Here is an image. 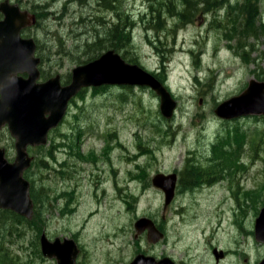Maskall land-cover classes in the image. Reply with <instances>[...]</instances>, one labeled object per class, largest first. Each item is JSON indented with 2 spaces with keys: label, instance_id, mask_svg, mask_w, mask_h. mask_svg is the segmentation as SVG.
<instances>
[{
  "label": "rangeland",
  "instance_id": "obj_1",
  "mask_svg": "<svg viewBox=\"0 0 264 264\" xmlns=\"http://www.w3.org/2000/svg\"><path fill=\"white\" fill-rule=\"evenodd\" d=\"M116 1L38 0L42 15H49L45 3L50 8V18L42 19L37 30L53 58L49 66L67 78L87 58L89 44L108 39V28L121 25L132 41L117 44L120 53L164 79L178 102L175 114L170 119L162 114L160 96L148 86L81 92L49 144L30 150L35 161L26 175L44 204L38 207L42 218L35 214L31 227L14 226L5 238L4 264H58L42 253L43 232L51 240H80L79 261L86 264H127L141 252L156 257L171 253L186 261L199 253L201 264H217L205 259L212 245L242 252L221 264H257L264 245L227 221L228 211L240 213L237 196L254 208L250 217L264 206V118L228 120L215 109L241 94L251 79H264V0H209L198 5L201 11L192 21H187L192 11L184 15L182 0ZM235 29L243 36L228 40ZM14 144L8 130L0 132V146L11 160ZM210 157L245 168L201 190L180 185L164 223L167 242L154 246L146 236L136 238L139 218L150 215L158 221L163 212L165 195L152 184L154 175L180 172L193 161L208 166ZM42 161L47 166L40 167ZM74 200L75 207L66 210ZM210 213L214 223L224 215L221 227L210 223ZM249 225L245 223L246 230ZM208 226L212 245L197 237Z\"/></svg>",
  "mask_w": 264,
  "mask_h": 264
},
{
  "label": "water",
  "instance_id": "obj_2",
  "mask_svg": "<svg viewBox=\"0 0 264 264\" xmlns=\"http://www.w3.org/2000/svg\"><path fill=\"white\" fill-rule=\"evenodd\" d=\"M3 24V26H5ZM39 71L35 65V78ZM47 83V84H46ZM39 84L34 91L27 94H4L3 102L7 106L0 126L9 124L10 131L17 138V155L13 162L5 156V149L0 148V208L10 209L29 219L34 214V202L30 193V181L24 172L32 164L28 145H45L48 133L64 117L69 100L83 87H98L111 84L141 85L152 88L161 99L160 108L166 118H171L177 108V100L166 85L152 73L138 64L127 62L119 52L108 50L98 58L77 65L72 70L70 84L62 86L60 76ZM42 88V89H41ZM49 88V89H48ZM46 91V92H45ZM49 93V94H48ZM42 97V98H41ZM49 113V116H46ZM215 113L224 119H233L251 114L264 115V80L251 79L248 87L238 95L220 103ZM154 186L163 190L165 204H170L175 197L177 174L159 172L152 180ZM138 232L148 230V239L158 242L162 233L152 219L142 217L137 220ZM257 239L264 241V208L256 224ZM44 256L56 258L58 264H77L79 248L72 238L59 237L51 240L46 232L40 237ZM152 264H162L154 257L138 255L130 264H144L143 259ZM260 264H264L262 261Z\"/></svg>",
  "mask_w": 264,
  "mask_h": 264
},
{
  "label": "flooded vegetation",
  "instance_id": "obj_3",
  "mask_svg": "<svg viewBox=\"0 0 264 264\" xmlns=\"http://www.w3.org/2000/svg\"><path fill=\"white\" fill-rule=\"evenodd\" d=\"M67 2H69V0H67ZM37 3H38V0H0V121L4 117V113L7 109V106L3 102L4 94H27L29 91L35 92L39 84L46 83L51 78H55L57 76H60V83L62 86H66L70 84L71 79H72V72L68 73L67 78H66L64 72L55 73L53 71L55 70L54 69L55 65L49 66V61L53 62V58L47 56L46 49L50 52L49 47L47 44L41 43V41L38 38L37 30L38 28L41 27L42 19L50 18L49 17L51 15L50 8H49V3H45L44 7L48 9L49 15L44 16L39 11V5ZM105 5L107 7H111V8L113 7L109 3H108L109 6L107 4ZM5 23L6 25L3 26V24ZM112 49H115V48H106L104 51H108ZM35 65H36V69L39 71V75L37 78H35ZM79 95L80 94H78L76 97L71 98L69 100L66 113L61 123L56 128L50 129L48 133L49 142L51 141V138H52L51 134L57 131L58 128L63 124L64 120L69 116L68 115L69 110L72 104L75 102V99ZM46 116H49V113H46ZM6 130H8L10 135L13 137L14 143H15L14 145L16 149L17 138L12 135L8 123H4L0 126V132H3L5 134ZM41 147L42 146L40 145H28V148H27L28 153L33 158L32 164L35 161V157L31 155L30 150L32 148H41ZM0 148H4L7 158L10 161H13L8 156L7 148H5L4 146H0ZM51 150H53V147ZM16 155H17V150H16ZM229 161H230L229 159L225 160L223 158L210 157L208 160L209 165L208 166L201 165L202 166L201 169L204 171H199V175L198 177H196L197 181L195 182L199 183V185L194 186L193 188H191V190H194V191L201 190L206 185L213 186L216 183L220 182L222 179H224L223 177L230 178L231 174H234V172H236L237 170H241L245 168L240 164L238 165L237 168H231L228 165ZM193 163L195 162L193 161ZM175 173L177 174V183H176V189H175V196H176L177 190L180 185H182L185 189H188V188L185 187L186 182H187V179H186L187 172L183 169L182 171L175 172ZM237 193H240V191L237 190ZM235 198H236V201L238 202V207H239L238 210L240 213H238L236 210H234L235 212L233 213V209H232V216H233L232 217L231 213L228 211V215L230 216V219L227 222L233 227L240 228L242 233L243 231H246L249 235L254 236L257 242L262 243L264 245L263 241H259L257 239V233H256V224H257V221L261 215V212L264 206L261 207L260 209L258 208L256 210V213H253L250 217V214L254 210V208L251 207L250 209H248L245 206V204H241V201H240L242 199H247V198L244 196H237ZM172 202L168 205L164 203L163 212L161 213V218L158 221L155 217L150 216V215L142 216V217L152 219L157 229L162 233V237L158 242L156 243L151 242L148 239V230H144L143 232L140 233L138 232L136 227H135L136 229L135 237L138 238L139 236H146L147 240L151 243V245H154V246L159 245V244H165L168 240V235L166 233L164 223H166L167 221V210L169 209ZM75 205L76 203L74 200V203L66 207V210L70 208H74ZM212 214L213 213H210L209 216L211 217L210 218L208 217L210 223L216 224L219 227H221L225 219L224 215L221 218L220 217L217 218L216 222L214 223V217L212 216ZM247 215L248 217H246ZM251 220L253 224L252 226L249 225V222ZM245 223H246V226L248 224L251 227V229L246 230ZM209 229H210V226L204 229L201 233L198 231L201 234V236H197V237H200L202 240H207V242L210 243V245H212L210 241V237H211L210 232H208ZM199 233H196V234H199ZM205 233H207L208 235ZM75 241L80 250L79 255H78L79 260H80V255L82 256L81 241L80 240H75ZM212 246L213 247H211V251L206 252L207 255L205 256V259L207 260L209 259L208 260L209 262H212L214 260V263H217V264L223 263L224 261H226V259H229L230 256L237 255L238 253H242L238 251L239 250L238 248H237V251L236 250L232 251L229 248H223V247H220L219 245H212ZM190 248L192 249V246H190ZM207 248L208 246H206L205 250ZM140 254L146 257H154L156 261L164 260L165 262L162 264H189V260H191L192 262L196 261V264H199L198 262L199 258H200V264H201L203 261L202 259H204L202 257H199L200 255L199 253H193L192 258L186 261V260H183L182 258H178L175 255H172L171 253L163 254L159 257H156L153 255H150L149 253L146 254L144 252L138 253L135 256V258ZM132 261H130L127 264L132 263ZM143 261H144L143 262L144 264H149L153 262L145 258L143 259ZM262 261H264V257H262L261 260H259L257 264H260ZM79 264H86V263L79 261Z\"/></svg>",
  "mask_w": 264,
  "mask_h": 264
},
{
  "label": "trees",
  "instance_id": "obj_4",
  "mask_svg": "<svg viewBox=\"0 0 264 264\" xmlns=\"http://www.w3.org/2000/svg\"><path fill=\"white\" fill-rule=\"evenodd\" d=\"M99 1L105 2L106 0H99ZM113 2H115V0H113ZM182 2L185 5L184 15L186 17L188 16L189 12L192 11V14L187 19V21H192L193 20L192 17L195 14H197L199 11H201V9L199 8L198 5L199 4H205V3L208 5L209 0H198V2L196 0H182ZM119 3H120V0L116 1V5ZM207 5H205V7ZM214 5H216V4H214ZM207 9H211V7L208 6V7H206V10ZM246 20H250L249 17H246ZM129 32L130 31L128 28L121 27V25H115V26L109 27L108 31H106L107 37H109V38L106 40H103L100 38L92 44H89V45L87 44L88 48H91V50H90V52H88L87 58L81 62L79 61V63H85V62H88V61L96 58L106 48H115L118 52H120L121 49H120V47L119 48L117 47L118 45L123 46L125 43H130L132 41L131 32L130 33ZM239 33L242 34L240 36V39H241V37L243 36V31L240 32L238 29H235L234 33L230 32V35L228 36V40L231 41L233 39L238 38ZM124 38H126L127 40L125 41ZM107 41L110 44L104 45V43ZM237 49H238V53H239L240 52L239 45L237 46ZM129 61L134 62V63H138L137 58H131V59H129ZM79 63H77V64H79ZM158 78H159V76H158ZM161 81L164 82V79H161ZM105 87H109V86H102V87L93 88V89H95L97 91L98 89H100V88L103 89ZM41 148H43V147H41ZM54 148H55V146L53 147V149ZM218 148H219V146L214 144L213 152L216 153ZM52 152H53V150H51V154H52ZM219 153L221 155L225 154V152L223 150L220 151ZM231 153H233L234 155H237V151H233ZM44 165L47 166V163L42 161L41 165H39V166L45 167ZM201 167L202 166L199 165L198 163H193V162H192V164H190V166L188 165L186 167V169H185V171L187 172V175H186L187 182L185 181L186 182V186H185L186 188L191 189L194 186L199 185V183H197L195 181H197L196 177H198L199 171H204L201 169ZM26 178H27V175H26ZM31 196L34 200L35 210L37 209L36 212L34 213V216L32 219H28L24 216H21L12 210L0 209V264H4V260L6 258V253L4 252V248H3L5 243H6L5 238L7 236H10L11 234H13L14 226L22 224V225H25L27 227H31L32 226L31 224L34 222V219L36 218L35 214H37V218H42V212H38V210H39L38 207L42 208V206H44V204L40 205L39 203H41V201L39 200V202H38V200H37V197H36L37 196V190H36V184L34 181L31 182ZM44 203H45V200H44ZM8 220H9V222H7Z\"/></svg>",
  "mask_w": 264,
  "mask_h": 264
},
{
  "label": "bare ground",
  "instance_id": "obj_5",
  "mask_svg": "<svg viewBox=\"0 0 264 264\" xmlns=\"http://www.w3.org/2000/svg\"><path fill=\"white\" fill-rule=\"evenodd\" d=\"M49 89V88H48Z\"/></svg>",
  "mask_w": 264,
  "mask_h": 264
}]
</instances>
